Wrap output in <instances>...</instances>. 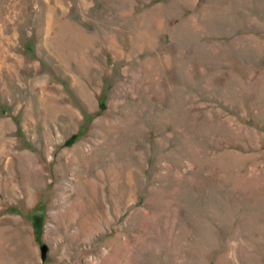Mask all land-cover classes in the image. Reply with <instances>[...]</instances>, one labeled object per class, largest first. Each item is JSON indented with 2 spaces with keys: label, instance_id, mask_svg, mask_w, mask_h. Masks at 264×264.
<instances>
[{
  "label": "rangeland",
  "instance_id": "1",
  "mask_svg": "<svg viewBox=\"0 0 264 264\" xmlns=\"http://www.w3.org/2000/svg\"><path fill=\"white\" fill-rule=\"evenodd\" d=\"M65 192L103 213L70 259L47 237L75 229ZM102 244L264 264V0H0V264Z\"/></svg>",
  "mask_w": 264,
  "mask_h": 264
},
{
  "label": "bare ground",
  "instance_id": "2",
  "mask_svg": "<svg viewBox=\"0 0 264 264\" xmlns=\"http://www.w3.org/2000/svg\"><path fill=\"white\" fill-rule=\"evenodd\" d=\"M33 162H34V160H33ZM93 194L94 193L92 191V196H93ZM59 195H60V198L63 200V202L65 204L63 206V210H60V209H59L60 211H58V210L57 211L56 210L53 211L52 210L50 212V215L56 221V223H58V218L60 217L64 221V226L66 228L68 226H70L72 223H76L75 224V229L69 231L68 230L69 228H68L67 231H66V234L64 236L62 233H60L61 232V231H59L60 226L57 227L58 224H57V226L56 225H54V226L51 225L53 227L50 226V228H47V237L52 242V251L53 252L57 251V253L59 254L60 258H64L65 257L67 259H70L71 256H75L74 253H73V248L75 247V244L79 241V237H81V239L84 242H86V244L87 243L88 244L91 243V241L93 239L92 238L93 237V230L97 229V228H101V224L103 223V221H102L103 220L102 219L103 218V213H101V215H99V218H98L97 221L94 220L93 218H91L90 214H86L85 213L86 215L80 217L78 219V221L76 222L77 217L79 216V213L77 211L78 210L77 207L80 204V202L82 201V196L80 194L79 195L77 194V195H74L73 197H71L69 192H67V193L65 192V193H61V194L59 193ZM52 228H53L54 233L51 234V229ZM100 230L102 231V229H99L98 231H100ZM104 245L105 244H102L101 246H97L96 245V249L90 248L89 249V254H91V255L85 260V264H100L102 261H104V259L106 258V256H105L106 249H105V247H103ZM93 251L96 254L95 256H92V254H94ZM97 257L99 258L98 261L95 260Z\"/></svg>",
  "mask_w": 264,
  "mask_h": 264
}]
</instances>
